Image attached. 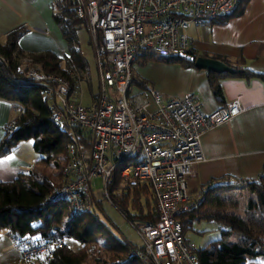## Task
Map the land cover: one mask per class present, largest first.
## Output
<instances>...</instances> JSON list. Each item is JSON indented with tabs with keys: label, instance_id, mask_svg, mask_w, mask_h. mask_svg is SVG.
Returning a JSON list of instances; mask_svg holds the SVG:
<instances>
[{
	"label": "built area",
	"instance_id": "1",
	"mask_svg": "<svg viewBox=\"0 0 264 264\" xmlns=\"http://www.w3.org/2000/svg\"><path fill=\"white\" fill-rule=\"evenodd\" d=\"M72 11L83 20L92 45L97 70L93 101L80 102L81 77L43 73L30 59H21L19 71L38 86L50 101L53 122H66L89 136V150L68 148L61 177L46 201L65 200L70 216L92 210L96 194L108 200L107 184L121 166L124 180L150 183L157 210L154 224L136 222L141 240L131 249L146 264H199L186 243L178 216L197 207L189 201L187 177L202 163L201 135L241 112L238 103L209 114L200 110L192 95L163 98L155 89L132 90V65L143 53L165 59L196 58L190 53L188 28L230 15L238 0H74ZM6 64L0 56V66ZM138 160L137 163H133ZM63 239L18 246L21 261L59 249Z\"/></svg>",
	"mask_w": 264,
	"mask_h": 264
},
{
	"label": "trees",
	"instance_id": "2",
	"mask_svg": "<svg viewBox=\"0 0 264 264\" xmlns=\"http://www.w3.org/2000/svg\"><path fill=\"white\" fill-rule=\"evenodd\" d=\"M245 2L238 0L232 13L224 18L237 14ZM74 3V0H53L52 3V18L67 48L62 58L48 51L24 52L18 45L20 37L27 32L24 26L7 32L4 42H0V56L6 60V64L0 66V97L8 96L2 91V85H8L15 93L12 100L19 111L8 123L0 139V156L26 140L31 141L33 151L39 155L38 161L26 174L19 175L11 182L0 183V231L6 230L14 246L26 240L28 244L54 238L64 240L59 249L15 264H143L138 257L130 255L131 249L140 247L119 238L100 219L96 212V205L99 204L97 200H94L91 211L75 217L69 215L65 200L46 201L56 184L45 173V166L52 168L60 178L62 166L68 160V148L87 152L89 136L85 130L66 122H53L48 111L50 101L42 97L40 88L26 78L18 66L21 59L26 57L31 60L27 66L40 72L63 76L73 72L81 79L85 76L88 78L87 61L81 54L77 40V31L84 28L85 24L73 13ZM141 56L144 61L164 60L194 66L193 61L165 60L146 52L137 59ZM224 63L234 67L237 72L215 74L207 71L212 91L219 100L222 94L216 78H257L264 84V71L250 70L242 59L233 65ZM132 83L146 88L143 81L132 79ZM120 168L113 170L112 179L107 184L108 201L129 225L133 226L136 222L154 224L157 210L150 183L124 180L119 175ZM242 189L248 194L244 218L227 212L231 206L236 207L233 197ZM190 213L194 214L193 219L197 221H214L223 228L220 238L211 245L193 249L199 264H264V176L257 180L208 187L197 207L182 214ZM180 215L177 218L183 234L186 224ZM33 237L34 240H30ZM68 241L77 243L78 247L72 250L66 244Z\"/></svg>",
	"mask_w": 264,
	"mask_h": 264
},
{
	"label": "crops",
	"instance_id": "3",
	"mask_svg": "<svg viewBox=\"0 0 264 264\" xmlns=\"http://www.w3.org/2000/svg\"><path fill=\"white\" fill-rule=\"evenodd\" d=\"M52 3L53 0H0V42H4L10 30L24 26L27 32L18 40L24 52L48 51L62 58L67 48L53 21ZM220 20L188 28L191 55L232 65L242 59L250 70L264 71V0H246L237 14ZM208 76L204 69L183 66L179 62L144 61L143 56L132 65V79L143 81L146 86L143 88L132 83L134 92L155 89L163 98L192 95L204 114L233 102L241 108L237 116L201 135L204 161L192 167L187 177L189 201L201 199L208 187L264 176V84L257 78H216L222 94L219 100L212 91ZM2 91L8 96L0 97V139L8 123L19 113L12 100L14 91L6 84L2 85ZM38 159L31 141H20L9 153L0 156V183L11 182L26 174ZM227 212L244 218L230 208ZM193 215H180L186 224L184 240L192 249L209 246L220 238L221 226L214 221H197ZM188 229L202 246L196 247L186 236ZM211 231H217V235L210 234ZM3 249L1 246L0 254ZM12 250L18 252L14 245Z\"/></svg>",
	"mask_w": 264,
	"mask_h": 264
},
{
	"label": "rangeland",
	"instance_id": "4",
	"mask_svg": "<svg viewBox=\"0 0 264 264\" xmlns=\"http://www.w3.org/2000/svg\"><path fill=\"white\" fill-rule=\"evenodd\" d=\"M77 40L79 49L82 56L87 61L88 71L87 76L82 78L83 84L81 85V95L80 102L82 104H88L93 101V96L97 93V70L95 66V60L93 55L92 45L90 44L89 34L86 28H81L77 31ZM24 59H27L26 57ZM92 96V97H91ZM91 97V99H90ZM91 101V102H90ZM44 171L46 174H49L55 184L58 183L59 177L56 172L49 166H45ZM93 191L96 194V200L98 201V206L96 205V212L101 220H103L108 228L113 231L121 239H125L130 242L132 245L141 247L142 243L139 237L137 236L134 228L129 225L121 214L110 204L107 199L100 198L97 195V189L101 186L100 180H94ZM247 198L248 194L245 190H239L233 197V201L236 203V207H230L231 210H235L237 214L245 216L247 208ZM186 236L189 237L196 247L202 246L200 241L193 235V232L189 229L185 232ZM210 234L217 235V231H211ZM8 243V244H7ZM66 244L72 249L75 250L78 247V244L73 241H68ZM13 243L6 234V230L0 231V247L4 246L3 253L0 254V264H15L21 261L18 252H14ZM7 248V249H5ZM19 258V259H18ZM31 260V259H30ZM23 262V261H22ZM143 264L145 262L141 261Z\"/></svg>",
	"mask_w": 264,
	"mask_h": 264
},
{
	"label": "water",
	"instance_id": "5",
	"mask_svg": "<svg viewBox=\"0 0 264 264\" xmlns=\"http://www.w3.org/2000/svg\"><path fill=\"white\" fill-rule=\"evenodd\" d=\"M194 67L204 69L215 74H235L237 70L224 62L206 57H196L193 61Z\"/></svg>",
	"mask_w": 264,
	"mask_h": 264
}]
</instances>
